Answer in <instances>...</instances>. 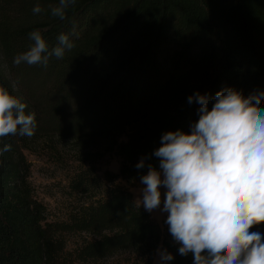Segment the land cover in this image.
<instances>
[{
	"label": "trees",
	"instance_id": "16d2710c",
	"mask_svg": "<svg viewBox=\"0 0 264 264\" xmlns=\"http://www.w3.org/2000/svg\"><path fill=\"white\" fill-rule=\"evenodd\" d=\"M58 3L0 0V85L36 116L32 137L0 138L12 146L0 156V264H153L164 249L173 259L159 264H194L120 179L159 168L164 133L191 132L194 93L209 110L222 89L264 94V0H75L63 20L51 14ZM33 31L50 48L64 33L73 47L47 66L14 64ZM40 148L63 169L69 197L52 218L24 152ZM108 153L121 159L116 172L98 165ZM250 231L264 239V223Z\"/></svg>",
	"mask_w": 264,
	"mask_h": 264
},
{
	"label": "clouds",
	"instance_id": "9594fccd",
	"mask_svg": "<svg viewBox=\"0 0 264 264\" xmlns=\"http://www.w3.org/2000/svg\"><path fill=\"white\" fill-rule=\"evenodd\" d=\"M75 0H59L51 14L65 19V10ZM33 13L42 8L37 3ZM29 50L18 54L13 63L41 64L63 58L72 49L69 36L61 33L57 44L49 47L39 31L29 34ZM264 94L245 98L228 88L218 91L209 110V98L199 92L188 103L200 105L199 119L191 132L168 131L161 136V146L153 155L159 168L147 165L141 176L145 210L160 207V187L166 191L162 211L166 224L180 247L181 255L192 253L194 264H264V239L250 231L264 223ZM27 105L0 85V138L32 137L36 129L35 113L26 114ZM0 147V156L11 150ZM2 163V161H0ZM145 166L142 158L136 167ZM163 261L173 259L166 249L160 250Z\"/></svg>",
	"mask_w": 264,
	"mask_h": 264
},
{
	"label": "rangeland",
	"instance_id": "374dc122",
	"mask_svg": "<svg viewBox=\"0 0 264 264\" xmlns=\"http://www.w3.org/2000/svg\"><path fill=\"white\" fill-rule=\"evenodd\" d=\"M58 147H64L68 149L70 143L67 139H57ZM42 148L37 150L25 149L24 152L31 163L30 180L34 186L35 194L47 207L48 217L52 218L56 214L61 215L67 205L69 197L66 194V181L63 169L55 162L54 159H47V155ZM120 157L115 153L106 154L100 161L99 167L101 169H110L112 171H118L120 165ZM141 178L135 179L131 184L127 183L124 178L120 179L121 184L129 188L132 192L136 202L140 203L142 200V188L144 187L141 182ZM167 189L161 185V204L160 207L150 212L161 225H166V218L168 213L162 211L164 200L166 198ZM143 205L142 203H140ZM160 250H157L153 259V264L160 263ZM68 264H85L80 261H76Z\"/></svg>",
	"mask_w": 264,
	"mask_h": 264
}]
</instances>
